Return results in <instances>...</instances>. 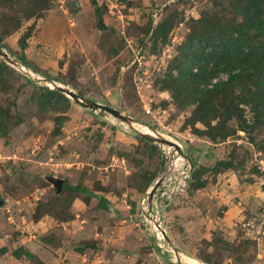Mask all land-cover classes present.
Wrapping results in <instances>:
<instances>
[{
    "label": "rangeland",
    "instance_id": "1",
    "mask_svg": "<svg viewBox=\"0 0 264 264\" xmlns=\"http://www.w3.org/2000/svg\"><path fill=\"white\" fill-rule=\"evenodd\" d=\"M223 3L0 0V264H264V125L243 104L245 132L233 118L214 143L166 88L199 19L234 18ZM32 7L47 9L27 19ZM56 87L119 115L49 98Z\"/></svg>",
    "mask_w": 264,
    "mask_h": 264
},
{
    "label": "trees",
    "instance_id": "2",
    "mask_svg": "<svg viewBox=\"0 0 264 264\" xmlns=\"http://www.w3.org/2000/svg\"><path fill=\"white\" fill-rule=\"evenodd\" d=\"M226 1H230L234 18L223 25L211 16H202L197 22L198 26L193 28L194 31L178 48L180 59L177 74L171 73L166 85L167 89L173 90L177 101V97H187L182 108L193 107L196 120L207 127L206 131L196 132L207 136L214 143L225 141L231 136L228 122L233 118L240 121L239 130L245 132L248 125L241 109L243 104L252 106L257 123L264 125V0ZM223 2L214 0V5L223 7ZM44 9L47 8L32 7L29 12H25L28 13L27 19L36 14L35 10L41 15ZM100 28L108 29L102 19ZM162 30L163 27L158 25L153 37L158 39ZM31 32L32 27H29L20 39L22 52L28 47ZM25 58L23 52L21 60L27 64ZM222 75L226 79L218 80ZM235 88H240V95L235 93ZM47 95L49 98L64 96L57 89L48 90ZM79 97L80 102H83L85 98ZM5 121L6 116H0V130L5 126ZM218 164L223 169L235 167L232 161L227 160ZM207 171L206 167L195 169L191 176V187L197 190L205 188L207 182L201 176ZM0 253L4 254L5 250Z\"/></svg>",
    "mask_w": 264,
    "mask_h": 264
},
{
    "label": "water",
    "instance_id": "3",
    "mask_svg": "<svg viewBox=\"0 0 264 264\" xmlns=\"http://www.w3.org/2000/svg\"><path fill=\"white\" fill-rule=\"evenodd\" d=\"M1 55L8 59V55L6 53H1ZM56 89L64 94H67L68 96L72 97L75 101L79 102L80 104H82L84 107L91 109L93 111L99 112L102 116L107 115V114H111L113 116H118L119 112L111 107L108 106H104L101 104H98L94 101L91 100H86L84 99L83 102H80V97L79 95H76L74 92L68 90V89H64L61 87H56ZM155 137H149L150 140H152L153 142L159 144V145H165V146H169V147H174L176 148V150L179 151V153L182 154V151L180 150V147L177 144H174L172 142H170L167 139L162 138V136H160L157 132H154ZM188 160H190V158H188ZM50 181L56 183L57 185V191L61 192L62 187H63V183L64 181L59 180V179H55L54 177L49 178ZM161 181H158L155 185V187L153 188V190L150 192L149 194V200L150 202L152 201L156 191L158 190V188L160 187Z\"/></svg>",
    "mask_w": 264,
    "mask_h": 264
},
{
    "label": "built area",
    "instance_id": "4",
    "mask_svg": "<svg viewBox=\"0 0 264 264\" xmlns=\"http://www.w3.org/2000/svg\"><path fill=\"white\" fill-rule=\"evenodd\" d=\"M146 113H151V110L148 108H145Z\"/></svg>",
    "mask_w": 264,
    "mask_h": 264
}]
</instances>
